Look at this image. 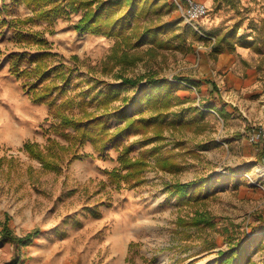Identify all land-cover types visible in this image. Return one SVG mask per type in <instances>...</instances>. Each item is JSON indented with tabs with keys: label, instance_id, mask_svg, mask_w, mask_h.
Listing matches in <instances>:
<instances>
[{
	"label": "rangeland",
	"instance_id": "rangeland-1",
	"mask_svg": "<svg viewBox=\"0 0 264 264\" xmlns=\"http://www.w3.org/2000/svg\"><path fill=\"white\" fill-rule=\"evenodd\" d=\"M156 1L163 3L160 10L149 5L139 21L164 23L160 35H175L177 46L148 52L145 49L153 45L148 37L130 48L141 53V59L132 65L117 64L111 72L102 71V63L117 37L76 30L74 22L81 11L34 26L43 30L50 44V60L65 65L69 93L96 78L121 82L115 76L120 72L154 73L174 81L153 93L159 102L164 97L170 101L167 117L175 123L164 129L162 150L174 142L192 150L178 156L182 166L161 170L151 157L141 184L116 188L105 172L118 163L113 143L98 153L86 141L79 148L82 155L72 160L66 155L58 169H46L30 157L20 148L26 139L41 144L48 135L62 143L67 140L52 128L54 119L48 116L47 105L32 101L20 79L9 71L8 53L29 46L17 42L12 29L4 25L0 27V227L7 214V224L17 234L35 226L52 230L48 246L72 257L69 264H236L233 260L220 263L218 250L230 254L227 246L237 239H242L249 256L237 264H262L264 143L247 146L246 133L253 125H264V0L214 5L192 22L184 20L168 0ZM3 4L9 9L3 16L29 13L23 4L0 0V8ZM127 7L123 5L115 16ZM136 20L132 13L129 25ZM128 22H124L127 32ZM55 77L63 82V77ZM98 87L104 83L99 81L93 91ZM146 87L145 79L122 84L113 106L124 105L128 115L154 112L153 101L143 98L130 103L122 98ZM87 107L96 108V102ZM123 121L111 114L109 126ZM142 137L123 138L131 144L132 154H138ZM174 181H190L187 191L182 195L173 191ZM203 209L212 213V225L178 224L179 216L188 218ZM130 240L138 244L126 257ZM12 252V243L0 239V264Z\"/></svg>",
	"mask_w": 264,
	"mask_h": 264
},
{
	"label": "trees",
	"instance_id": "trees-1",
	"mask_svg": "<svg viewBox=\"0 0 264 264\" xmlns=\"http://www.w3.org/2000/svg\"><path fill=\"white\" fill-rule=\"evenodd\" d=\"M11 4H23L29 9V13L3 16L4 12L9 13L7 5L3 4L0 8V27L7 25L12 29L15 40L29 47L28 50L23 48L8 53L9 71L20 79L22 88L32 101L47 105L48 116L54 119L52 128L67 140V143H62L56 137L48 135L46 143L41 144L36 140L26 139L20 147L22 150L26 151L30 157L39 160L44 168L58 169L60 161L66 155L69 160L81 156L82 152L79 148L86 141H90L98 153H103L107 144L113 143L118 151L116 156L118 163L105 169V172L109 182L116 188L141 184L145 179V171L152 165L151 157H154L153 165L161 170L172 171L182 166L178 156L182 157L192 150L183 148L182 142H174L172 146L162 150L161 143L165 139L164 129L167 124L174 126L175 123L167 117L171 111L169 110L170 101L164 97L159 102L158 94L153 93V90L159 92L163 86H172L174 81L154 73L127 76L120 72L115 76H118L121 82L115 83L96 78L91 82L88 80L87 86L76 93H69L66 83L70 78L66 75L65 65L62 62L55 64L50 60L49 57L53 55L50 44L43 30L34 26L38 21L50 23L55 18L81 11L74 22L76 30L117 37L102 63V71L111 72L117 64L132 65L141 59V53L130 51V48L140 45L148 37H151L153 42L152 46L145 49L148 52L157 53V47L177 46L174 40L175 35L167 37L160 35L166 29L164 23L148 25L141 24L139 21V18L145 15L149 5H155L157 11L163 3L157 4L156 0H11ZM125 4L128 7L115 16V13L122 10ZM132 13L137 20L129 25L128 21ZM125 21L128 22L129 32L124 26ZM221 39L223 36L218 38V40ZM53 71L55 76L63 77L62 83L52 75ZM141 79H145L147 83L143 92L137 88L130 96L122 98L130 103H138L143 98L147 102L153 101L154 112L140 116L128 115L124 105L113 106L112 102L119 97L118 89L122 84H135ZM99 81L104 83V87H98L93 91ZM93 102H96V108H88L87 105ZM75 106L78 107V112L75 111ZM111 114L123 119V123L110 128ZM131 134L143 136L138 154H132L131 144L123 141L124 137ZM148 142L153 143L147 146ZM189 184L190 181H174L170 183V187L182 195L187 191ZM7 219L6 214L0 227V239L10 241L13 252L2 264H16L20 259V246L31 242L40 227L35 226L23 234H17L9 228ZM212 219V213L203 209L196 210L188 218L179 216L177 222L183 227H202L212 225ZM137 244V241H129L126 257L137 247ZM227 249L230 250V254L226 253V249L218 250L220 263L233 260L237 264L243 257L249 258L244 253L245 246L242 239L230 241Z\"/></svg>",
	"mask_w": 264,
	"mask_h": 264
},
{
	"label": "crops",
	"instance_id": "crops-1",
	"mask_svg": "<svg viewBox=\"0 0 264 264\" xmlns=\"http://www.w3.org/2000/svg\"><path fill=\"white\" fill-rule=\"evenodd\" d=\"M204 2L209 8L212 6L219 5H232L236 0H195ZM209 36V35H208ZM225 114V110H222ZM244 139V136H241ZM239 141V138L235 139ZM264 142L257 141L255 143L247 141V146L255 144V146H260ZM49 235V236H48ZM52 235V230L41 228L37 235L28 244H24L21 247L20 260L18 264H69L72 257L62 251L61 248L57 249V246H48L50 243L49 237ZM126 251V250H125ZM125 255V252H124ZM74 259V257H73Z\"/></svg>",
	"mask_w": 264,
	"mask_h": 264
},
{
	"label": "built area",
	"instance_id": "built-area-1",
	"mask_svg": "<svg viewBox=\"0 0 264 264\" xmlns=\"http://www.w3.org/2000/svg\"><path fill=\"white\" fill-rule=\"evenodd\" d=\"M175 5L176 9L182 14L184 20L192 22L203 16L208 11V6L204 2L195 0H168ZM249 142L264 141V125H253L246 133Z\"/></svg>",
	"mask_w": 264,
	"mask_h": 264
},
{
	"label": "water",
	"instance_id": "water-1",
	"mask_svg": "<svg viewBox=\"0 0 264 264\" xmlns=\"http://www.w3.org/2000/svg\"><path fill=\"white\" fill-rule=\"evenodd\" d=\"M262 162H263V164H264V152H263V154H262Z\"/></svg>",
	"mask_w": 264,
	"mask_h": 264
}]
</instances>
